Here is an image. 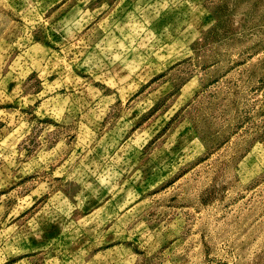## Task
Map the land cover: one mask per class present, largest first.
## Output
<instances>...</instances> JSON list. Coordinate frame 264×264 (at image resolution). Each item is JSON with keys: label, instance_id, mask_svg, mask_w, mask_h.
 Returning a JSON list of instances; mask_svg holds the SVG:
<instances>
[{"label": "rangeland", "instance_id": "obj_1", "mask_svg": "<svg viewBox=\"0 0 264 264\" xmlns=\"http://www.w3.org/2000/svg\"><path fill=\"white\" fill-rule=\"evenodd\" d=\"M0 264H264V0H0Z\"/></svg>", "mask_w": 264, "mask_h": 264}]
</instances>
